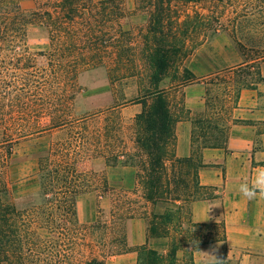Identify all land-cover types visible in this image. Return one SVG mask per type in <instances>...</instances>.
Listing matches in <instances>:
<instances>
[{"label": "trees", "instance_id": "trees-1", "mask_svg": "<svg viewBox=\"0 0 264 264\" xmlns=\"http://www.w3.org/2000/svg\"><path fill=\"white\" fill-rule=\"evenodd\" d=\"M48 1L31 0L33 6L26 8L25 0H0V264H106L110 257L130 252L137 253V264H180L178 252L184 247L198 250L218 239L204 232L210 225L193 223L186 208L212 197L200 185L198 170L202 150L226 140L229 125L225 131L221 115L228 99L236 107L243 90L264 85V42L257 38L264 35V0H142L149 18L145 74L130 69L134 60L112 57L119 49L129 57L133 51L115 37V32H128L110 25L117 22L123 0H52V11L44 9ZM97 10L95 20L92 12ZM32 26L44 29L50 40L44 54L49 63L42 70L27 47ZM222 31L245 61L227 69L220 83L211 82L219 84L220 93L206 100L209 111L193 119L192 154L180 158L176 128L191 119V110L185 105L177 109L162 84L170 78L171 88L190 85L186 78L172 80L183 77L176 59L188 57ZM124 67L127 73L117 76L115 71ZM100 68H107L111 80L137 79L133 104L142 110L129 132L119 106L95 113L74 109L81 94L79 76ZM43 117L49 124L35 127ZM32 138L41 140L33 188L15 198L9 178L13 145ZM98 159L136 169L137 187L150 205L143 214L148 237L168 239L167 253L149 244L131 247L114 218L94 224L79 219L77 201L95 190L97 176L89 164ZM115 208L122 210L120 222L134 218L129 207L117 203ZM190 264H195L191 258Z\"/></svg>", "mask_w": 264, "mask_h": 264}, {"label": "rangeland", "instance_id": "rangeland-1", "mask_svg": "<svg viewBox=\"0 0 264 264\" xmlns=\"http://www.w3.org/2000/svg\"><path fill=\"white\" fill-rule=\"evenodd\" d=\"M24 6L30 8L33 6L31 0H25ZM50 1L45 10L52 11L50 7ZM96 2L100 0H95ZM142 0H123L122 11L117 12V22L110 24L119 30L121 26L123 31H127V35H120L119 32H115L116 40H119V44L131 46V57L129 54L119 49L112 57L115 58L122 55L123 59L134 60L130 69H135L137 72L146 73V67L143 61V42L144 36L147 34L149 27V18L145 11H143ZM117 3V1L115 2ZM192 11V10H189ZM99 11L92 12L94 19H98L96 16ZM100 19V18H99ZM96 24V23H95ZM95 37V36H93ZM90 37V39H93ZM264 42V35L257 37ZM28 50L34 55L37 68L40 70L45 69L48 66L49 60L44 54L49 51L50 40L47 32L37 26L30 28ZM183 58V59H182ZM112 59V58H111ZM245 61V56L239 47L229 38L225 32H221L219 35L207 40L200 46H198L188 57H179L176 59V66H181L183 70L188 69L190 74H184L181 70L183 77H175L172 80L184 79L189 80L186 87L181 89L171 88V79L168 78L162 84V88L168 91V95L177 109H181V105L184 103L183 91L189 86L195 84H202L206 93V100H212L216 94L220 93V87L214 86L211 82L220 83L221 77L225 75L227 69L236 67L241 62ZM261 68L264 75V62L261 63ZM127 67L123 69H117L116 75L121 77L123 73H127ZM111 76L108 73L107 68H100L81 74L78 78V85L80 96H78L75 102L74 109L77 113H95L99 111H106L112 107L119 106V112L122 117V123L126 132H129L132 124V119L137 113L142 110V106L133 104V100L138 97L137 79L135 78H117L110 79ZM264 95L263 92L260 93ZM16 93H12L11 98H14ZM217 96V95H216ZM8 104V103H7ZM16 104V103H15ZM234 99H228L227 108L222 113V127L226 131L227 125L233 121L234 112ZM207 111L206 106L203 111H196L193 114L194 119H199ZM49 124V118L43 117L35 123V127L43 128ZM225 133V132H224ZM221 140L225 139L224 135H220ZM1 141V138H0ZM41 140L26 139L19 140L14 143V158L10 169V181L13 188V196L16 198L20 195H24L30 191L33 186L32 182L37 173V150L41 146ZM224 142V141H223ZM91 169L96 174V186L95 190L88 192L77 201V212L79 219L85 224H94L101 220L102 222L111 223L113 218L118 221V230L125 229L129 236L128 225L130 221L145 220L144 213L146 209L149 211L150 205L145 202L143 193L140 188L137 187L136 169L132 167H122L108 165L103 159H98L89 164ZM31 184V185H29ZM107 185L109 188H105ZM126 203V205L124 204ZM18 203L21 202L18 201ZM117 203L120 207H129L131 213H134L133 219H125L120 222L123 216L122 210L115 208ZM186 208V212H187ZM113 211L116 212L113 217ZM186 220L188 214L185 215ZM185 220V221H186ZM147 223V220H145ZM135 223V222H134ZM134 227V236H136V226ZM148 225V224H147ZM210 230L212 229L209 228ZM218 229V230H217ZM212 237L221 238L220 228L216 227V235L210 232ZM151 247L155 249H161L164 245L169 250L170 241L168 239L152 240ZM158 243V244H157ZM160 243H163L162 245ZM163 247V248H164ZM189 248V247H188ZM188 251V249H186ZM190 254L187 253L180 258L182 261L180 264H190Z\"/></svg>", "mask_w": 264, "mask_h": 264}, {"label": "crops", "instance_id": "crops-1", "mask_svg": "<svg viewBox=\"0 0 264 264\" xmlns=\"http://www.w3.org/2000/svg\"><path fill=\"white\" fill-rule=\"evenodd\" d=\"M261 92L264 93V85L257 90H243L223 145L201 152L203 166L198 170V180L212 197L190 204L191 221L210 225L211 230H204L207 234L216 235L219 227L221 238L198 250L184 247L178 252L179 261L189 253L195 264H264V199L250 201L236 190L240 182L250 181L258 169L264 168V95ZM183 95L186 108L191 110V119L177 125L176 154L187 158L192 154L193 114L205 109L206 93L202 84L197 83L184 89ZM128 228L131 247L152 244L145 220L130 221ZM163 247L157 250L165 254L168 249ZM106 264H137V253L110 257Z\"/></svg>", "mask_w": 264, "mask_h": 264}, {"label": "clouds", "instance_id": "clouds-1", "mask_svg": "<svg viewBox=\"0 0 264 264\" xmlns=\"http://www.w3.org/2000/svg\"><path fill=\"white\" fill-rule=\"evenodd\" d=\"M236 190L250 201L264 199V168L258 169L250 181L240 182Z\"/></svg>", "mask_w": 264, "mask_h": 264}]
</instances>
